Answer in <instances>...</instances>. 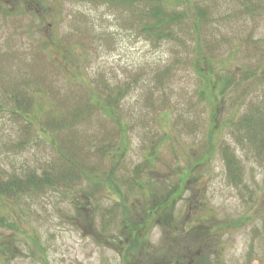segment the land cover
<instances>
[{"label":"rangeland","instance_id":"1","mask_svg":"<svg viewBox=\"0 0 264 264\" xmlns=\"http://www.w3.org/2000/svg\"><path fill=\"white\" fill-rule=\"evenodd\" d=\"M149 251L264 264V0H0V264Z\"/></svg>","mask_w":264,"mask_h":264},{"label":"trees","instance_id":"2","mask_svg":"<svg viewBox=\"0 0 264 264\" xmlns=\"http://www.w3.org/2000/svg\"><path fill=\"white\" fill-rule=\"evenodd\" d=\"M206 159H208L207 156L206 157L204 156L201 159V162L205 161ZM199 163L200 162L198 161L196 163V166H198ZM196 166L192 167V171L196 168ZM182 181L184 182V181H186V179L183 177H180L179 182L173 186V188L168 192V194L165 195V194L160 193V195L156 196L155 198L153 196L152 198H153V200H155V204L153 205L154 208H149L148 213L149 212H157L160 209H162V212L165 216L166 214H165L164 209L167 206V203H172V202L175 203L179 199V196H181V194L184 192V190H183L184 183ZM133 205H135V204L133 203ZM205 206H206V203L202 200H200L197 203L196 209L199 212L198 217H203V213H205V212H203V210H204L203 208H205ZM135 216H136V214H133L131 212L130 208H127V212L124 213L125 227H124L123 231H126V230L128 231V237L126 239H129V236L131 238L134 236L136 238H138L139 236H143L142 231H143L145 225L142 227L141 222L144 220V218H145L144 221L146 222L145 223L146 227L149 225V216H148L147 220H146V217L140 218L136 223H135V219H136ZM144 243H145V240L140 241L139 244L137 245L138 251H132L131 250V251H128V253H134L137 256L138 260L143 259L142 251L144 249ZM149 253L151 254L152 252L149 251ZM202 256H203V253L200 255V257H202ZM186 257H187L186 259H182L181 262H178L177 264H199V262L196 261L199 256H197V258L194 259V261H193L192 256H190V257L186 256ZM149 258H151L152 260H157V261L164 260V264H167V263L171 264L170 262H168V260L163 255L155 256V255L151 254L149 256Z\"/></svg>","mask_w":264,"mask_h":264}]
</instances>
